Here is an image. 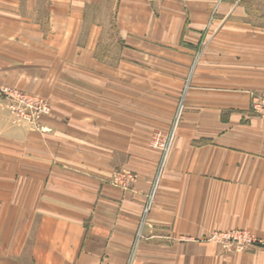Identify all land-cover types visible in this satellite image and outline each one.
Instances as JSON below:
<instances>
[{
    "label": "crops",
    "instance_id": "crops-1",
    "mask_svg": "<svg viewBox=\"0 0 264 264\" xmlns=\"http://www.w3.org/2000/svg\"><path fill=\"white\" fill-rule=\"evenodd\" d=\"M1 85L0 264H264V0H0Z\"/></svg>",
    "mask_w": 264,
    "mask_h": 264
},
{
    "label": "built area",
    "instance_id": "built-area-1",
    "mask_svg": "<svg viewBox=\"0 0 264 264\" xmlns=\"http://www.w3.org/2000/svg\"><path fill=\"white\" fill-rule=\"evenodd\" d=\"M0 93L8 98L9 108L13 111L16 120H20L23 123H33V120L36 116L47 114L50 111L48 104L44 100L25 95L22 92L10 89L9 87H2L0 89ZM34 107L39 113L33 114L30 109ZM251 107L255 114L264 116V94H253ZM183 109L184 105L183 103H181L169 131H157L151 139V145L155 148L160 149L163 156L158 171L157 180L155 181L152 193L150 195L149 203L144 211L145 217L148 215L151 209L153 198L158 188L159 177L163 172L170 150L172 148L176 130L183 114ZM207 240L215 241L217 243L225 245H235L241 249L246 250L254 245L259 244L260 242L256 238V236L247 229H228L224 231H214L208 236Z\"/></svg>",
    "mask_w": 264,
    "mask_h": 264
},
{
    "label": "rangeland",
    "instance_id": "rangeland-1",
    "mask_svg": "<svg viewBox=\"0 0 264 264\" xmlns=\"http://www.w3.org/2000/svg\"><path fill=\"white\" fill-rule=\"evenodd\" d=\"M2 87H9L10 89H13V90H16V91L22 92V93L25 94V95L33 96V97L38 98V99H40V100H44V101L48 104L50 111H49L47 114H43V115H40V116H36V115H35L36 117L34 118L33 123H28V125L38 126V125L40 124V120H41V118H42L43 116H46V115H50V114H51V111H52V109H51V105L48 103V101H47L45 98H43V97H41V96H39V95H36V94H34V93H32V92H29V91H27V90H24V89H21V88H19V87H16V86H12V85H1V86H0V89H1ZM0 96H2V97L7 101V107H8V110H9V112L11 113V115L14 117V119H16V117L14 116L13 111L10 110V108H9V100H8V98H7L5 95H2L1 93H0ZM18 103H19V102H18ZM179 107H180V105H179ZM179 107H178V109H179ZM30 110L33 112V114H37V113H39V112H37V110L35 109V107L32 108V109H30ZM17 121L20 122V123H23V122L20 121V120H17ZM25 124H27V123H25Z\"/></svg>",
    "mask_w": 264,
    "mask_h": 264
}]
</instances>
